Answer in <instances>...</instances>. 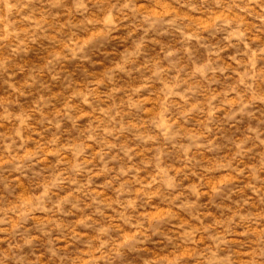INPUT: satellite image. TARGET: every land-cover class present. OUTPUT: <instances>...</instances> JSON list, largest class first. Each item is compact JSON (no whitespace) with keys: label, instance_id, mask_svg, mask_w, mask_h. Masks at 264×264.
<instances>
[{"label":"rangeland","instance_id":"1","mask_svg":"<svg viewBox=\"0 0 264 264\" xmlns=\"http://www.w3.org/2000/svg\"><path fill=\"white\" fill-rule=\"evenodd\" d=\"M0 264H264V0H0Z\"/></svg>","mask_w":264,"mask_h":264}]
</instances>
